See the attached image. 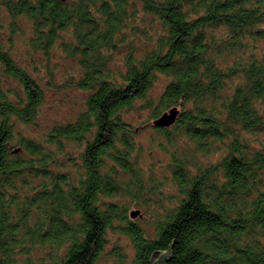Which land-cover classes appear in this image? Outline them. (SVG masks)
Segmentation results:
<instances>
[{
    "label": "trees",
    "instance_id": "16d2710c",
    "mask_svg": "<svg viewBox=\"0 0 264 264\" xmlns=\"http://www.w3.org/2000/svg\"><path fill=\"white\" fill-rule=\"evenodd\" d=\"M2 5L31 22L34 51L50 56L60 48L78 61L82 76L71 86L90 94L86 110L54 126L45 140L20 136L17 123H33L45 96L0 34V71L22 88L0 82V264H98L117 221L135 257L129 261L116 250L113 264H152L157 253L171 254L167 264H264V141L258 147L251 141L264 135V0ZM147 17L149 28L140 24ZM136 39L144 50L137 51ZM129 43L123 68L116 69L114 55ZM174 106L180 109L174 125H151L156 139H166L162 150L170 153L179 197L162 192V216L149 235L112 201L126 191L120 170L129 175V188L143 180L140 132L128 115L146 108L154 121ZM67 142L80 146L77 159ZM214 153L223 154L219 162H199ZM66 155L75 175L58 159ZM39 177L47 182L23 199L22 184ZM38 245L47 252L36 262L31 254Z\"/></svg>",
    "mask_w": 264,
    "mask_h": 264
},
{
    "label": "rangeland",
    "instance_id": "374dc122",
    "mask_svg": "<svg viewBox=\"0 0 264 264\" xmlns=\"http://www.w3.org/2000/svg\"><path fill=\"white\" fill-rule=\"evenodd\" d=\"M0 0V34L5 47L11 52L14 60L20 67H24L36 79L44 91V102L40 108L37 119L31 124L17 123L16 132L23 137L35 138L39 141L48 138L52 128L56 125L66 124L75 121L81 112L86 110V101L89 96L88 91L81 90L76 86H71L73 80L82 76L79 63L76 59L67 56L60 48L55 49L50 56L46 53L34 51L30 46L31 42V22L25 18H13V16L2 5ZM13 23L18 25V29L13 31ZM142 26L150 27L148 17L146 22L140 21ZM133 44V43H132ZM135 44L137 51L146 48L145 42L136 39ZM131 43L119 49L114 55L112 66L122 69L124 65V57L128 54ZM0 82L2 87L22 91L21 86L15 79L6 76L0 71ZM163 89L162 80L155 86L153 96L157 99ZM129 120L139 129L137 143L140 151L137 156L139 166L143 169V180L140 187L129 188L131 183L127 173L120 170L122 174L123 191L119 197L112 199L120 211L128 215L130 219L135 220L149 235L153 234L154 218L162 216V192L165 196L176 198L179 197L178 191L173 186V176L170 168L171 156L165 150H162V142L166 143V139L155 137L156 132L151 125L150 109H140L137 112L130 113ZM184 139V138H183ZM178 140L180 143L184 140ZM251 141L254 146L258 147L260 142L264 141V135L253 136ZM49 147L53 150L55 145ZM66 150L71 153L73 158L80 155V146L75 142H67ZM223 157L221 153H214L209 157H198L202 164L217 163ZM73 158L59 156L58 159L64 161L67 170L71 175L76 174L75 163ZM31 185L22 184L19 191L24 199L32 196L34 191L39 188L42 182L47 179L42 177L30 178ZM29 184V183H28ZM163 184V188H162ZM175 198V199H176ZM174 199V200H175ZM166 200V199H165ZM169 203V200L166 201ZM173 203V202H171ZM174 204V203H173ZM140 211V215L133 219L131 213ZM121 223L115 222L113 228H109L106 232V245L98 264H113L114 252L120 250L127 260H133L135 250L131 238L124 232L120 231ZM64 249H62L63 251ZM47 249L42 246H36L31 254L33 260L38 262L39 259L46 258ZM24 258L25 255H21ZM38 264V263H36Z\"/></svg>",
    "mask_w": 264,
    "mask_h": 264
},
{
    "label": "water",
    "instance_id": "95a60500",
    "mask_svg": "<svg viewBox=\"0 0 264 264\" xmlns=\"http://www.w3.org/2000/svg\"><path fill=\"white\" fill-rule=\"evenodd\" d=\"M180 116V109L176 106L170 108L166 112L162 113L159 117L154 119L153 125L156 128H169L174 125L177 119ZM19 149H16L15 152H19ZM140 215V211L136 210L131 213L132 218H137ZM171 254L165 253L160 255L159 253L155 254L153 257L152 264H167L170 260Z\"/></svg>",
    "mask_w": 264,
    "mask_h": 264
}]
</instances>
